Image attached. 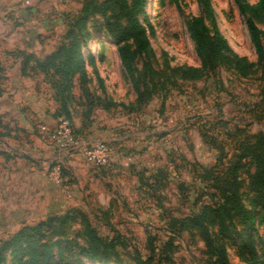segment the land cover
Here are the masks:
<instances>
[{"label":"rangeland","instance_id":"obj_1","mask_svg":"<svg viewBox=\"0 0 264 264\" xmlns=\"http://www.w3.org/2000/svg\"><path fill=\"white\" fill-rule=\"evenodd\" d=\"M83 1L0 0V248L24 227L56 218L37 237L38 245L48 246L54 264H100L59 252L67 245L85 244L86 218L102 238L123 242L116 248L123 264H135V252L143 258L150 255L148 235L156 237L154 258L160 264H209L204 242L189 229L176 230L171 220L195 215L219 198L210 178L221 156L218 148L230 150L222 158L225 163L240 141L264 133L259 74L243 78L222 64L201 80L172 85L169 69L200 66L186 21L202 9L197 0H148L151 28L145 27L156 55L151 62L165 72L156 79L164 92L142 108L131 109L136 100L133 86L115 45L102 32L84 40V57L97 56L94 65L87 61L85 89L75 78L62 104L50 77L30 71L33 61L23 74L22 61L28 55L42 58L66 41ZM210 2L231 49L255 62L245 20L234 1ZM100 22L90 18L89 32ZM258 26L264 29V22ZM142 67L138 61L137 69ZM93 97L115 105L87 111ZM67 116L80 140L106 143V166L93 167L81 154L56 145L51 133ZM206 131L212 144L202 136ZM240 178L242 199L250 207L254 193L248 174ZM73 211L78 214L60 225L59 219ZM254 232L261 249L264 222L257 223ZM242 242L227 243L232 264H245L239 256ZM27 259L26 251L16 246L0 251V264H28Z\"/></svg>","mask_w":264,"mask_h":264},{"label":"trees","instance_id":"obj_2","mask_svg":"<svg viewBox=\"0 0 264 264\" xmlns=\"http://www.w3.org/2000/svg\"><path fill=\"white\" fill-rule=\"evenodd\" d=\"M233 1L245 20L257 60L253 62L236 54L219 28L210 0H197L202 12L186 21V29L194 44L200 66H179L169 69L170 76L173 78L172 85L177 81L201 80L224 64L243 78L259 74L264 92V29L258 26L259 22H264V0H258L254 4L247 3V0ZM147 5L148 0H84L78 17L72 21L67 32L66 41L42 58L34 55L26 56L22 61L23 74H26V69L30 67V61H33L34 65L30 67V71L48 75L51 88L56 92V100L62 103L64 94L74 86L75 78L81 81V86L79 85L81 90L85 89L88 77L87 61L94 65V59L97 56L84 57L82 51L84 40L89 37V34L96 35L103 32L104 36L115 45L121 65L136 94L135 103L130 108H142L155 96L164 92L163 86H157L156 79L165 74L155 69L152 63L156 60V55L145 27L146 25L149 29L151 28L148 21L149 15L146 12ZM139 15L143 16V21L140 20ZM92 17L101 18L100 23L93 25L96 28L94 33L88 30V23ZM162 56L165 60L164 64L168 67L167 55ZM138 61L143 63L141 71L137 69ZM87 105V111H91L94 106H103L109 110L115 103L105 98L93 97L89 99ZM64 118L69 119L68 116ZM221 122L226 121L221 120ZM73 132L77 137L74 127ZM202 134L205 142L212 144L208 132H202ZM218 149L221 156L210 178L214 194L219 198L212 204L204 205L195 215L172 219V227L176 230L189 229L195 232L205 244L206 254L211 258L209 264H232L228 258L227 243L236 239H243L239 256L245 264H264V244L261 249H258L254 241L257 223L264 222V133L240 141L225 163L222 158L229 156L230 150ZM251 166L253 170L249 169ZM243 172L248 174L249 187L254 193L250 207H247L242 199L240 175ZM74 213L78 214L73 211L59 219L60 225L71 220ZM55 221L56 218H50L35 226L24 227L4 241L0 251L2 247L16 246L26 251L28 264H54L48 246L38 245L37 237L41 236L40 233L44 227L53 225ZM85 221V244L75 245V247L67 245L68 247L59 249V252L78 254L79 262L84 258L100 264H108L112 261L123 264L116 249L123 242L102 238L91 228L86 218ZM155 242V236H147V248L150 255L143 258L135 252L133 256L135 264H160L154 258Z\"/></svg>","mask_w":264,"mask_h":264},{"label":"built area","instance_id":"obj_3","mask_svg":"<svg viewBox=\"0 0 264 264\" xmlns=\"http://www.w3.org/2000/svg\"><path fill=\"white\" fill-rule=\"evenodd\" d=\"M56 145L67 153H79L85 157L93 167H104L109 163L110 151L105 142H91L80 140L75 136L70 120L62 118L57 128L51 133Z\"/></svg>","mask_w":264,"mask_h":264},{"label":"crops","instance_id":"obj_4","mask_svg":"<svg viewBox=\"0 0 264 264\" xmlns=\"http://www.w3.org/2000/svg\"><path fill=\"white\" fill-rule=\"evenodd\" d=\"M50 120V119H49ZM47 127L50 129V128H53L54 127V121H53V123H48L47 124Z\"/></svg>","mask_w":264,"mask_h":264},{"label":"bare ground","instance_id":"obj_5","mask_svg":"<svg viewBox=\"0 0 264 264\" xmlns=\"http://www.w3.org/2000/svg\"><path fill=\"white\" fill-rule=\"evenodd\" d=\"M152 2V1H151Z\"/></svg>","mask_w":264,"mask_h":264}]
</instances>
